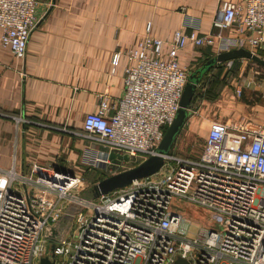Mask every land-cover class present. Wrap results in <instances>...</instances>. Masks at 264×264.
Masks as SVG:
<instances>
[{
	"label": "built area",
	"instance_id": "built-area-1",
	"mask_svg": "<svg viewBox=\"0 0 264 264\" xmlns=\"http://www.w3.org/2000/svg\"><path fill=\"white\" fill-rule=\"evenodd\" d=\"M38 5L0 0V44L17 59L26 56ZM214 27L217 33L202 37L179 30L168 41L147 34L136 48L114 53V71L123 56L127 61L124 95L103 98L82 131L72 132L89 144L82 166L103 171L113 166V155L142 162L159 156L191 74L180 53L189 45L227 52L245 43L264 51V0L223 3ZM230 29L238 37L224 39ZM259 81L264 84V75ZM162 157L155 175L98 199L81 195L79 173L37 164L27 172L0 168V264H40L45 257L54 264H175L179 258L264 264V127L213 121L198 158ZM73 221L76 230L67 237ZM200 221L208 227L194 232ZM49 229L56 231L51 254Z\"/></svg>",
	"mask_w": 264,
	"mask_h": 264
},
{
	"label": "crops",
	"instance_id": "crops-1",
	"mask_svg": "<svg viewBox=\"0 0 264 264\" xmlns=\"http://www.w3.org/2000/svg\"><path fill=\"white\" fill-rule=\"evenodd\" d=\"M37 1L38 25L25 58H15L0 44V168L4 170L17 167L27 172L37 164L73 173L89 144L72 132L82 131L86 115L95 112L103 98L114 101L124 95L127 61L123 56L114 71V53L136 48L147 34L168 41L179 30L201 37L217 33L214 20L223 3L245 0ZM222 36L238 34L230 29ZM244 49L264 59V51L249 43ZM221 52L216 46L189 45L179 58L192 69ZM248 61L237 59L213 71L220 86L213 100L215 120L206 122L207 133L217 120L264 127V84L259 81L264 69L250 68ZM241 87L239 97L236 90ZM187 213L194 215V208L187 206Z\"/></svg>",
	"mask_w": 264,
	"mask_h": 264
},
{
	"label": "water",
	"instance_id": "water-1",
	"mask_svg": "<svg viewBox=\"0 0 264 264\" xmlns=\"http://www.w3.org/2000/svg\"><path fill=\"white\" fill-rule=\"evenodd\" d=\"M237 59H246L252 61L258 65H260L264 69V59L259 57L258 55L254 54L251 51H248L244 48L235 49L227 52H223L218 54L217 56L211 58L203 67L207 68L210 66H216L218 64L227 63L230 61H234ZM199 77L196 73H191L189 77V81L185 87L181 102H180V109L178 114L172 123V125L168 128L162 143L158 148L159 156L150 157L149 159L143 161L139 166L121 172L119 174L110 176L98 184L94 185L92 188L90 195L93 199H98L102 195H108L113 193L119 189H123L131 185V183L135 180L146 179L158 173L163 165L164 159L163 155H168L172 148L174 147L178 135L181 133L182 129L184 128L190 114L189 110L191 107V103L195 96L197 87L199 86ZM119 160L124 162H129V156H119ZM50 230V229H49ZM52 230V229H51ZM50 230V231H51ZM52 235H48V241L51 243L50 250L52 253L55 251V233L56 231H51ZM40 264H54L49 257H45L41 259ZM175 264H189L187 261L179 258Z\"/></svg>",
	"mask_w": 264,
	"mask_h": 264
},
{
	"label": "rangeland",
	"instance_id": "rangeland-1",
	"mask_svg": "<svg viewBox=\"0 0 264 264\" xmlns=\"http://www.w3.org/2000/svg\"><path fill=\"white\" fill-rule=\"evenodd\" d=\"M257 51V50H256ZM222 53V52H221ZM216 56V55H215ZM249 62L250 68H255V70H263L258 64L252 61ZM198 67H193L191 72L193 73ZM208 81L204 84L201 83L196 90V100L194 104L190 107L189 118L182 129L181 133L178 135L176 143L173 147L172 153L175 156L182 158H192L196 159L200 156L203 151L205 140L207 136L206 122L214 119V106L213 100L204 103L207 100L208 93ZM80 132V131H78ZM80 139V138H77ZM78 141V140H77ZM113 166L107 170H96L88 167H84L78 164L77 169L73 173H79L83 179V186L81 188V195L85 198H90V191L94 187L96 181L101 180L103 177H110L121 172L133 169L142 163L140 158L130 159L129 162L121 164L116 155L112 156ZM120 163V164H119ZM53 167V166H50ZM97 184V183H96ZM93 199V198H91ZM183 207H187L182 204ZM68 211L75 213L73 208H68ZM195 216L200 217L198 214L194 213ZM75 220V217L73 218ZM73 226L70 231L67 232V237L72 236L73 232L76 230V226L73 221ZM202 227H208V222L200 221L193 226V231L197 232ZM49 254H51L49 245Z\"/></svg>",
	"mask_w": 264,
	"mask_h": 264
},
{
	"label": "trees",
	"instance_id": "trees-1",
	"mask_svg": "<svg viewBox=\"0 0 264 264\" xmlns=\"http://www.w3.org/2000/svg\"><path fill=\"white\" fill-rule=\"evenodd\" d=\"M262 55V54H261ZM211 58H213V57H207L206 59H204V60H202L201 62H200V64L197 66L198 68L194 71V73H196L197 74V76L199 77V85L201 84V83H206L207 82V80H209L208 81V93H207V100H215L216 98H217V96H218V94H215L217 91H216V88H218V86H220V83H219V80L216 78V77H214V76H212V73H213V71L214 70H216V69H219V68H223L224 66V64H218V65H216V66H210V67H207V68H204L203 69V67H204V65L211 59ZM196 98V95L194 96V98H193V101H192V103H191V106L194 104V102H195V99ZM167 131V130H166ZM104 179H106V177H103L101 180H98V181H96V182H94L95 183V185H96V183H99V182H101L102 180H104ZM91 192V191H90ZM89 197H90V199L92 198V196L91 195H89Z\"/></svg>",
	"mask_w": 264,
	"mask_h": 264
}]
</instances>
